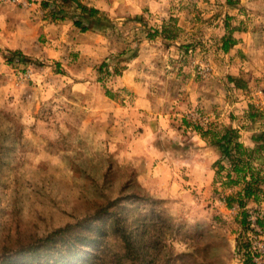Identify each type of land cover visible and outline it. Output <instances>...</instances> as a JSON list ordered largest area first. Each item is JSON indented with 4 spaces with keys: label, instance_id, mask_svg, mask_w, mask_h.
<instances>
[{
    "label": "rangeland",
    "instance_id": "374dc122",
    "mask_svg": "<svg viewBox=\"0 0 264 264\" xmlns=\"http://www.w3.org/2000/svg\"><path fill=\"white\" fill-rule=\"evenodd\" d=\"M120 225L135 264H264V0H0V262L69 228L117 264Z\"/></svg>",
    "mask_w": 264,
    "mask_h": 264
},
{
    "label": "trees",
    "instance_id": "16d2710c",
    "mask_svg": "<svg viewBox=\"0 0 264 264\" xmlns=\"http://www.w3.org/2000/svg\"><path fill=\"white\" fill-rule=\"evenodd\" d=\"M77 1V0H74ZM79 7L81 8V10H83L84 12H91L92 14L96 13L97 10L95 9H88L86 6H83L82 4H79ZM77 26H81L82 24L80 22H76ZM84 32L87 31V28L82 27L81 28ZM225 50H228L230 47V42L228 40H225L224 45H223ZM19 54V53H17ZM225 143L230 144L232 143V138H230L229 136H224L223 140ZM220 147L223 149L225 155H229V149L225 148V146H223L221 144V141H219ZM237 148H240L241 146L239 144H236ZM236 171H239L236 168ZM253 178H255L254 174L252 175ZM256 182H250L245 186L244 192L242 194V196L246 199H250V198H258V191L260 190L258 187L255 186ZM243 199V198H242ZM242 201V200H241ZM244 205L243 202H241V206ZM92 225V224H91ZM117 232H121L122 236L124 239H126V252L123 256H119L117 258V264H124L123 261L124 259L129 260L132 264L134 263V259H135V248L134 245L132 244L131 241V237L128 236L127 232L123 229V227L120 225L117 227ZM69 228L66 229H61L58 232H56L55 234H53L52 236L47 237L43 242L45 243H54L55 246L51 245L48 247V249H50L51 247H53L55 250H58V257L57 259V263L58 264H75L76 261L83 257L86 256L83 260V264H103L104 259L106 258V254L107 252L104 249V246H99L98 243H100L99 238H90L89 234H83L80 233L78 235H76L74 238L70 239V241L67 242V240H65L64 235L68 232ZM95 230H99V228L97 226H95ZM98 233V232H97ZM101 237H105L107 236V234H103L100 235ZM99 236V237H100ZM100 237V238H101ZM62 241V244H58V242ZM93 243V244H92ZM85 245H87L88 248V252L85 253V251H79V249L82 250V247H84ZM74 249V250H73ZM40 248L36 247V248H31L28 249V251L23 250L21 252H19L20 255L24 254V257L21 258V261L19 262H13L14 260H12V258H10V260H4L3 263L0 262V264H35V263H40V264H51V259H48L49 256H47L46 253L48 252H40ZM79 251V252H78ZM73 253V254H72ZM71 255H74L76 258L75 259H71ZM31 257L32 259H30L31 261L27 260V257ZM45 261V263H43ZM77 261V262H78Z\"/></svg>",
    "mask_w": 264,
    "mask_h": 264
},
{
    "label": "crops",
    "instance_id": "0c3cea01",
    "mask_svg": "<svg viewBox=\"0 0 264 264\" xmlns=\"http://www.w3.org/2000/svg\"><path fill=\"white\" fill-rule=\"evenodd\" d=\"M216 151H217V152H216ZM213 152H214L215 155H218V158H219V154H220L221 152L218 151L216 148L213 149ZM216 153H217V154H216ZM218 158H217V159H218Z\"/></svg>",
    "mask_w": 264,
    "mask_h": 264
}]
</instances>
